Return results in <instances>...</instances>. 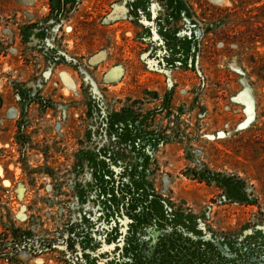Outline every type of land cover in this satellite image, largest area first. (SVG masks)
Masks as SVG:
<instances>
[{
    "label": "rangeland",
    "instance_id": "rangeland-1",
    "mask_svg": "<svg viewBox=\"0 0 264 264\" xmlns=\"http://www.w3.org/2000/svg\"><path fill=\"white\" fill-rule=\"evenodd\" d=\"M264 0H0V264H264Z\"/></svg>",
    "mask_w": 264,
    "mask_h": 264
},
{
    "label": "trees",
    "instance_id": "trees-1",
    "mask_svg": "<svg viewBox=\"0 0 264 264\" xmlns=\"http://www.w3.org/2000/svg\"><path fill=\"white\" fill-rule=\"evenodd\" d=\"M263 6H264V4H263Z\"/></svg>",
    "mask_w": 264,
    "mask_h": 264
}]
</instances>
